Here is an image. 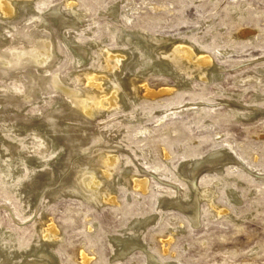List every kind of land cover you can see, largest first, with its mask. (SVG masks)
Instances as JSON below:
<instances>
[{
    "label": "rangeland",
    "instance_id": "1",
    "mask_svg": "<svg viewBox=\"0 0 264 264\" xmlns=\"http://www.w3.org/2000/svg\"><path fill=\"white\" fill-rule=\"evenodd\" d=\"M17 8L19 22L31 29L48 26L52 21L46 17L57 10L71 16L68 20L85 14L80 29H62L66 55H60L56 65L75 87L84 88L90 70L98 73L105 64L109 49L124 55L109 82L119 75L128 91L125 104L95 125L120 145L110 179L95 163L96 178L114 191L116 202L96 205L59 191L68 177L38 195H23L36 170L47 167L64 149L48 150L41 155L43 165L32 168L22 156L30 148L31 130L5 121L0 133L17 142L20 152L12 159L10 147L1 141L0 251L11 257L18 253L12 261L20 264L44 248L58 264H85L83 254L90 258L88 264H150L147 251L140 248L114 257L117 245L111 237L132 232L137 218L157 216L139 232L149 252L165 264H264V0H30ZM2 25L18 29L3 18L0 8ZM13 30L0 31V37L20 39ZM127 31L167 39L168 53L183 46L195 51L194 60L211 58L207 76L158 70L156 63L165 60L161 51L136 39L129 42ZM77 48L88 49L87 57ZM147 87L170 91L150 97ZM23 90L22 83L0 78V97ZM65 103L59 92L49 93L23 112L40 121ZM215 151L231 156H225L221 172L203 166L197 174L198 190L209 192L200 197L194 224L185 211L160 201H192L193 188L180 176V164ZM70 166L75 171L78 163L74 160ZM139 179H148L146 191L136 185ZM71 182L76 183V177ZM53 190L58 193L50 194ZM52 226L56 233L51 236Z\"/></svg>",
    "mask_w": 264,
    "mask_h": 264
},
{
    "label": "bare ground",
    "instance_id": "2",
    "mask_svg": "<svg viewBox=\"0 0 264 264\" xmlns=\"http://www.w3.org/2000/svg\"><path fill=\"white\" fill-rule=\"evenodd\" d=\"M18 1L0 0L3 18L13 23L16 28L18 27L17 30H13L8 25H2L0 31L4 32V29L8 28L18 33L20 37V39L10 38V36H7V39L0 37V78L5 82H20L24 86V90L16 95L6 92L1 93L0 129L4 128L5 121H10L14 126L13 128H22V130L29 128L31 130L30 138H28L30 148L28 151L23 152L22 156H25L26 161L32 168L43 165L41 155L47 153L48 150H58L61 147L64 149L59 156L49 161L47 167L42 166V168L36 170L37 175L35 178L29 183L27 182V187L22 189L23 195H38L43 190L46 191L47 186L68 177V182L66 181L59 188V191L83 196L96 205L116 202L115 196H113L114 191L106 189L104 182L102 183L99 178H96L98 168L95 163L99 165L98 167L104 168L102 169L103 173H106L107 179H110L114 175V168L118 165L120 159L116 152L120 145L112 137L108 138L104 131L96 129L95 125L104 115L125 104V92L128 90L124 80L118 75L115 80L109 82L110 73L120 67L119 64L124 55L115 54V52L113 54L109 49H106L105 64L101 70L98 73L90 70L88 85L84 88L75 87L62 74L61 67L56 65V60L60 55H66V48H63L64 45H62V29L66 26L80 29L81 24L79 22L85 19V14L77 13L72 20H68L67 18L71 16L66 13L61 14L57 10L55 13H49V16L46 17H50L49 19L52 21V23H48V26L39 24L31 29L32 27L29 28L26 24L23 25L19 22L17 8L18 5L28 4L30 0H20L21 3H18ZM72 6L70 9L75 11ZM115 13L116 11L112 14ZM113 17L116 18L115 15ZM124 37L129 42H131V39H136L146 47H152V51L156 48L159 49L165 60L163 63H156V68L164 73L178 75L180 72H185L189 77L193 72H198V75L204 78L207 67L212 65L211 58L207 56L194 60L196 59V53L193 52L191 47L178 46L171 53H168L165 47L168 40L159 36H153L145 32L127 31ZM19 42L22 45H18ZM75 50L83 57H87L89 52L88 49L81 50L77 48ZM124 54L127 55L126 52ZM167 61H171L176 69H172L168 64L166 65ZM37 67L42 68L47 74L39 73L36 70ZM103 69L107 70L105 71L107 75L103 74ZM169 91V89H166L155 92L147 87L146 94L154 97ZM54 92H59L66 99L64 106L56 108L55 111H50L40 121L26 118L23 111L27 105L37 102L49 93ZM4 96L6 98H3ZM18 131V133L25 132ZM1 141L10 147L12 159L18 155L20 150L17 142H10L0 133V143ZM94 155L98 156L96 160L93 159ZM226 155L231 156L229 152L220 154L219 151H215L207 158L197 161L192 159L180 164L182 171L180 176L182 175L187 179L193 188L192 201L163 199L160 203L185 211L192 223L197 224L200 197L207 195L209 192L208 190H202L201 192L198 190L195 184L197 174L203 170V166L204 169L221 172ZM74 160L78 163L75 171L71 170L70 166ZM73 176L77 179L76 183L71 182ZM147 184L148 179L136 181V185L143 191L147 190ZM56 193L58 192L53 190L50 194ZM156 217L137 218L131 223L132 232H126L127 234L124 236L111 237L113 244L117 245L114 257L123 258L135 248H140L147 251L150 264H165L149 252L139 232L140 227L155 222ZM48 233L51 236L55 234V227H50ZM52 239V241L55 240V238ZM16 256H18V253L15 252L14 257ZM14 257L1 250L0 264H20L12 261ZM83 260L85 264H88L90 258L83 254ZM21 264H58V262L52 255L51 250L44 248L40 250L38 257H34V259L25 256Z\"/></svg>",
    "mask_w": 264,
    "mask_h": 264
}]
</instances>
